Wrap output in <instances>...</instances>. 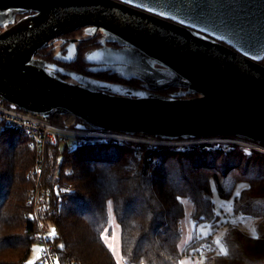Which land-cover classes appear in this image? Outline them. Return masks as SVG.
<instances>
[{"label": "water", "instance_id": "water-1", "mask_svg": "<svg viewBox=\"0 0 264 264\" xmlns=\"http://www.w3.org/2000/svg\"><path fill=\"white\" fill-rule=\"evenodd\" d=\"M121 1L0 0V100L45 117L73 115L92 129L264 145V0H136L155 14ZM161 11L169 21L156 16ZM80 28L121 45L87 53L85 61L98 66L91 71L143 87L37 55ZM170 87L185 91L156 92Z\"/></svg>", "mask_w": 264, "mask_h": 264}, {"label": "trees", "instance_id": "trees-1", "mask_svg": "<svg viewBox=\"0 0 264 264\" xmlns=\"http://www.w3.org/2000/svg\"><path fill=\"white\" fill-rule=\"evenodd\" d=\"M83 63L85 56L70 68L84 74ZM96 78L137 84L119 76ZM249 150L231 142L166 145L156 151L98 141L71 148L46 144L43 218L55 233L56 264H117L103 238L109 202L123 264H181L188 251L211 241L193 234L186 249L180 248L182 199L192 204L194 224H214L220 218L213 187L232 200L235 213L257 220L256 235L229 224L222 238L225 252L205 249L200 264H264V154ZM35 156L23 132L0 129V264H29L37 243L27 204Z\"/></svg>", "mask_w": 264, "mask_h": 264}, {"label": "built area", "instance_id": "built-area-1", "mask_svg": "<svg viewBox=\"0 0 264 264\" xmlns=\"http://www.w3.org/2000/svg\"><path fill=\"white\" fill-rule=\"evenodd\" d=\"M73 115H62L45 117L32 114L19 109L17 106L0 100V129H11L23 132L29 139V147L36 152L35 164L29 173V177L35 182L27 196V204L31 212L29 216L36 224L37 244L39 246V261L49 264H56L57 254L53 244V235L48 231V226L43 218V206L46 203L41 187V176L44 171V148L46 144H67L73 140L76 143L95 142L116 143L119 146L129 144L137 149L145 146L151 150H158L161 146H183L188 144H219L234 143L243 146L244 149L254 148L261 152L262 148L256 143L242 140L232 136H213L197 139H175L167 140L148 134H128L111 129H92L88 125H82ZM250 143L255 145L251 146ZM151 155L147 157V162H151ZM44 223V224H43ZM211 243L205 242L201 249L195 252V258L202 255L204 249H209Z\"/></svg>", "mask_w": 264, "mask_h": 264}, {"label": "rangeland", "instance_id": "rangeland-1", "mask_svg": "<svg viewBox=\"0 0 264 264\" xmlns=\"http://www.w3.org/2000/svg\"><path fill=\"white\" fill-rule=\"evenodd\" d=\"M69 147H73L76 142L71 140L68 142ZM251 146L255 145L253 143H250ZM256 145L260 148H262V151H264V145L257 144ZM243 147V146H242ZM250 148V152H260L261 154H264L263 152ZM147 159V158H146ZM239 191V189L236 190V193ZM184 208H185V214L184 217L180 221V228H181V242H180V248L186 249V246L190 243L191 238H193V234L197 236V238L200 239H211V247L208 250L215 249L218 252H225V246L222 242L223 235L225 234L228 225L230 224H236L240 226L245 232H247L249 235L255 236V225L257 220H253L252 218L246 217L243 214L235 213L232 208V200L231 199H223L221 198L218 193L216 192L215 188L213 187V201L216 206V210L219 213V220L216 221L214 224L211 223H198L194 224V222L191 219V213H192V204L187 199H182ZM109 212V222L108 227L105 230V233L103 235L104 241L111 250V252L114 255V258L117 262V264H123L121 257H120V231L119 226L114 218V215L112 213L111 203L109 202L108 207ZM44 224V223H43ZM48 226V224H46ZM50 229H52L51 226L48 227V231L50 232ZM202 242L200 245L196 246L195 248L188 251L181 260V264H200V259L195 258V251L201 249L200 247L203 246ZM213 243V244H212ZM214 245V247H213ZM39 251L38 244H34L32 246L31 255L29 257V261H35L36 264H49L45 262H40L37 260L39 256L37 257V253ZM205 251V249L202 251Z\"/></svg>", "mask_w": 264, "mask_h": 264}, {"label": "flooded vegetation", "instance_id": "flooded-vegetation-1", "mask_svg": "<svg viewBox=\"0 0 264 264\" xmlns=\"http://www.w3.org/2000/svg\"><path fill=\"white\" fill-rule=\"evenodd\" d=\"M118 1L123 2L121 0H118ZM124 3L131 5V6H134L137 9H140L142 11L155 14V13L149 11V9H146L143 6H139L138 2L136 0H131V2H129V0H125ZM24 15H22V16H24ZM22 16L16 15L14 17V21H17ZM156 16H160V17L169 21V18H166L164 16H161L158 14H156ZM9 25L10 24H8L4 27H7ZM89 28L88 29L87 28H80L76 31H73V32H70L68 34L61 36L59 39L54 41L51 46L46 47L47 51L43 52L42 56H39V57L48 61V62L57 64L63 68H67L69 70L78 72L77 70L71 69L70 68L71 65L76 63L79 60V58L84 57L87 53L91 52L92 50L95 49L97 51H100V49L102 48V46H104V44H105V48H104L105 50H107V49L109 50L110 48L121 49V45H119L118 43L106 42L104 40V36L100 32H97L93 36L90 35L92 33V31L89 30ZM1 30H2V28H0V31ZM86 32H88V33H86ZM202 34H204V36L210 37L206 33H202ZM68 40H71V41L74 40V41L72 44H70V42ZM70 49L72 50L71 59L67 62L66 61V59L68 60L67 54H69ZM55 54H58L59 59L61 58L65 61H60L61 59L60 60H54L53 56ZM72 61H75V62L71 63ZM95 67H98V66L83 63L82 70L86 72V73H84V75H87V76L90 75V76L95 77V78H96V76H100V75H108V76H112V77L119 76L117 73L116 74L111 73L110 71H91L90 70V68H95ZM95 72H97V73H95ZM78 73H81V72H78ZM97 79H101V78H97ZM102 80H104V79H102ZM131 80L135 81L136 79H130L129 81H131ZM135 82H137V84L133 85L134 87H143V83L141 81L136 80ZM161 91H164V93ZM179 91L183 92V91H185V89H180L177 87H170L168 89L158 90L156 92L171 95V94H176ZM189 95H191V94H189Z\"/></svg>", "mask_w": 264, "mask_h": 264}, {"label": "snow or ice", "instance_id": "snow-or-ice-1", "mask_svg": "<svg viewBox=\"0 0 264 264\" xmlns=\"http://www.w3.org/2000/svg\"><path fill=\"white\" fill-rule=\"evenodd\" d=\"M129 2H131V0H129ZM149 10H150V11H154V9H152L151 7L149 8ZM159 14H160V15H166V13H164L163 11H161ZM181 22H183V21H181ZM71 52H72V50L70 49V50H69V57H68V59H71ZM89 59H95V57H89ZM161 75L163 76L164 73H161ZM169 75H170V73H169ZM50 234H52V235L55 234L54 231H53L52 229H50ZM38 256H39V252L37 253V257H38ZM29 264H35V261H34V260H33V261H30Z\"/></svg>", "mask_w": 264, "mask_h": 264}]
</instances>
